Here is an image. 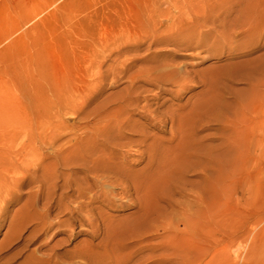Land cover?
<instances>
[{
	"label": "rangeland",
	"instance_id": "obj_1",
	"mask_svg": "<svg viewBox=\"0 0 264 264\" xmlns=\"http://www.w3.org/2000/svg\"><path fill=\"white\" fill-rule=\"evenodd\" d=\"M249 2L0 0V244L19 223L0 263L47 210L16 264H205L223 246L264 264V0ZM147 5L170 11L155 24ZM199 192L208 241L165 226Z\"/></svg>",
	"mask_w": 264,
	"mask_h": 264
},
{
	"label": "bare ground",
	"instance_id": "obj_2",
	"mask_svg": "<svg viewBox=\"0 0 264 264\" xmlns=\"http://www.w3.org/2000/svg\"><path fill=\"white\" fill-rule=\"evenodd\" d=\"M176 1H190L192 3H195V11L196 14L199 16H205V13L207 12V9L210 8V5L214 2L218 3L220 2V4H224V1L227 0H176ZM232 1V3L227 7L229 8V12L232 13V11L234 10V8H236V2L239 0H230ZM261 1L262 0H250L249 5H248V12L249 16L255 14L260 8L263 9L261 7ZM219 4V5H220ZM177 5V4H176ZM262 5H264V2L262 3ZM221 8H223L221 6ZM143 11L145 12L144 15L148 16L149 20L154 21V23L156 24L157 17L160 15H168L169 11L167 12V10H154L152 9V7L150 5H147L146 8H142V13ZM240 12V11H239ZM259 12V11H258ZM239 14V13H238ZM228 15V14H226ZM241 16V15H239ZM238 16V17H239ZM248 17V16H247ZM206 168H204L203 170H205ZM157 173L160 172L159 170L156 171ZM206 174V173H205ZM208 179L209 176L205 175L202 180H204V187L203 189H206L207 184H208ZM8 186L6 185H2L0 186L1 188H7ZM11 197H2L0 196V215H3V213H5V209L6 207H8V205H10V203H12L13 199H10ZM195 204H198V210H196V212H194L192 210L191 207L189 208H184L183 210V216H182V220L180 221V224H182V226L180 224L177 225H172L167 223L165 226L166 227H172V228H177L179 230H181V232L187 233V238L188 239H192V240H202V241H208L210 239V228L211 225H213L212 223V213H211V205L207 199V197H205L204 195L197 193L196 195H194V200ZM222 212V211H221ZM199 215V220L198 222H194L193 221V215ZM40 216L42 217V224L40 225V227H36L34 228L27 240L23 241V242H19V244L17 245V247L15 248L16 250L10 252L8 254V256L6 257V259L4 261H2L0 264H16L17 258L23 253L24 250H26V248L28 247V245L30 244V242L34 241L36 238V235L38 232H41V234L46 233L47 228L50 226L49 225V213L47 210H44L43 212H41ZM219 216V218H218ZM217 216V220L216 223L221 222L224 220L223 218V214L219 213ZM27 218V216L25 217ZM24 220V219H23ZM19 223H15L14 226H12V229H10V231L8 233L5 234V239L4 241L0 244L1 245H5L8 242L13 241L14 239L18 238L17 236V232H15L14 230L18 227ZM168 225V226H167ZM213 227V226H212ZM39 235V234H38ZM52 249V248H51ZM51 253H42L41 255L38 256V254L33 251L30 252L26 258L17 263V264H62V262H54L52 263V259H51ZM219 261L222 262H228L230 260L231 264H234V260L232 259V257L226 253V250L224 249V246L222 248H215V250L212 253V257L211 259L205 261V264H214V262L216 261V263H218Z\"/></svg>",
	"mask_w": 264,
	"mask_h": 264
}]
</instances>
